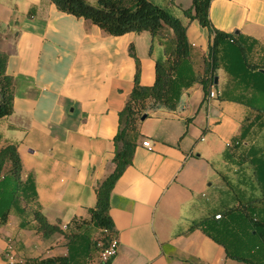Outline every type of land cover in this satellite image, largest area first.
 Returning a JSON list of instances; mask_svg holds the SVG:
<instances>
[{
  "label": "crops",
  "instance_id": "obj_1",
  "mask_svg": "<svg viewBox=\"0 0 264 264\" xmlns=\"http://www.w3.org/2000/svg\"><path fill=\"white\" fill-rule=\"evenodd\" d=\"M151 1L187 25L201 72L210 33L185 15L192 0ZM209 15L236 39L218 55V96L205 97L197 82L184 90L178 109L140 118L133 162L111 192L119 245L110 264H248L230 257L198 223L219 207L261 196L255 169L264 164V112L247 105L251 81L242 56L251 69H264V0H211ZM166 45L148 30L108 34L52 0H0V50L8 55L15 95L13 113L0 119V146L17 144L24 176L36 183L38 208L76 235L71 243L70 232L45 234L21 199L0 224V263L11 248L18 264L66 256L70 264H104L89 246L98 229L90 209L115 167L120 114L137 71L130 47L141 62V84L153 85Z\"/></svg>",
  "mask_w": 264,
  "mask_h": 264
},
{
  "label": "trees",
  "instance_id": "obj_2",
  "mask_svg": "<svg viewBox=\"0 0 264 264\" xmlns=\"http://www.w3.org/2000/svg\"><path fill=\"white\" fill-rule=\"evenodd\" d=\"M57 7L67 13L83 17L99 25L106 33L122 35L127 32H142L148 30L153 39L166 41L167 57L156 63V79L153 85H143L140 81L141 62L133 46L130 54L135 58L137 71L135 85L124 109L121 111L120 129L115 136L116 152L114 156V170L97 187V204L90 209L92 222L104 234L102 247L109 244L116 235L114 220L110 214V197L115 183L125 169L132 164L136 148L135 138L139 134L138 123L144 113L159 109L176 110L181 106L184 90L195 83L203 84L205 97L208 96L212 84H215L219 67V52L236 42L235 36L214 27L210 15L211 0H192V6L185 9V15L190 19H197L200 24L208 28L210 45L208 55L204 59L203 70L199 72L193 59L194 46L187 35V25L167 8L155 4L151 0H52ZM168 31L173 33L169 36ZM239 50L243 45L239 44ZM242 53V52H241ZM243 55V54H242ZM8 55L0 50V119L14 111V91L12 78L7 74ZM245 66L247 105L256 108L251 101L255 96L264 99V69H257L248 64L246 56H242ZM238 64L236 65V67ZM238 68L235 70L237 72ZM254 70V71H253ZM237 75L239 73H236ZM243 74V73H242ZM241 74V75H242ZM240 76V75H239ZM241 77V76H240ZM243 79V77H241ZM230 91L224 96H230ZM235 147L239 146L236 142ZM232 143H230V147ZM255 163V161H254ZM255 169V178L260 186L262 196L251 201L240 200L236 206L226 205L225 210L217 214L220 217L203 219L199 226H203L205 233L217 242L223 244L230 257L237 258L248 264H263L264 253L258 254L260 243L264 241V218L255 213L258 208L264 209V164ZM37 189L33 177L24 176L23 162L15 143L0 146V224L8 220L9 213L21 199L34 208L35 217L40 229L45 234L64 232V230L48 221L37 206ZM229 236L236 247V253L231 250L222 238ZM70 239L72 243V238ZM41 263L70 264L69 257L43 259ZM110 261L104 264H110ZM196 264V263H195Z\"/></svg>",
  "mask_w": 264,
  "mask_h": 264
},
{
  "label": "rangeland",
  "instance_id": "obj_3",
  "mask_svg": "<svg viewBox=\"0 0 264 264\" xmlns=\"http://www.w3.org/2000/svg\"><path fill=\"white\" fill-rule=\"evenodd\" d=\"M260 96H255L254 98H253V100L251 101V103L254 105V106H256V107H258V108H260V109H263L264 110V99H262L261 100V98H259ZM257 103H260V105H256ZM255 189L258 191V192H261V190H260V186H259V184H258V182L256 181V178H255ZM250 189H252V188H250ZM261 196H262V192H261ZM258 197H260V196H258ZM241 198V197H240ZM232 204H233V202H232ZM238 204V202L237 201H235L234 202V204L232 205V206H236ZM229 206V205H228ZM219 209H221V210H225V208L224 207H219ZM255 213L259 216V218H264V209L263 208H258V209H256L255 210ZM66 228H64L63 230H64V232H59V234H64V233H66L67 232V234L69 235V238H71L72 236H73V231H71L70 229H67V230H65ZM94 241H95V245H94V243L93 242H91L90 244H89V246L90 247H95V250H94V253H95V257H97V258H100V249H101V246H102V244L104 243V241H105V237H104V234L102 233V232H100L98 229H96L95 230V235H94ZM222 238H223V240L231 247V250L234 252V253H236V247H235V245L232 243V241H231V239H230V237L229 236H226V235H224V236H222ZM260 245H261V248L258 250V254H261V253H264V241L262 242V243H260ZM99 261H101V259H98ZM261 262H263V264H264V260L262 261L261 260Z\"/></svg>",
  "mask_w": 264,
  "mask_h": 264
},
{
  "label": "built area",
  "instance_id": "obj_4",
  "mask_svg": "<svg viewBox=\"0 0 264 264\" xmlns=\"http://www.w3.org/2000/svg\"><path fill=\"white\" fill-rule=\"evenodd\" d=\"M174 1V0H170ZM218 96V90L215 86V84H212L209 92V99L216 98ZM143 145L151 148L152 142L150 140H144ZM220 214H217L216 217H220ZM118 245H119V239L117 235H114L112 239L110 240L109 244L105 247H102L100 249V259L102 262L110 261L118 251ZM18 259L16 257L15 252L13 249L9 248L4 255V259L0 264H18Z\"/></svg>",
  "mask_w": 264,
  "mask_h": 264
},
{
  "label": "water",
  "instance_id": "obj_5",
  "mask_svg": "<svg viewBox=\"0 0 264 264\" xmlns=\"http://www.w3.org/2000/svg\"><path fill=\"white\" fill-rule=\"evenodd\" d=\"M218 82V77H216V83ZM148 117V113H144L141 117L142 120H145Z\"/></svg>",
  "mask_w": 264,
  "mask_h": 264
}]
</instances>
